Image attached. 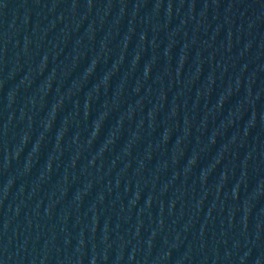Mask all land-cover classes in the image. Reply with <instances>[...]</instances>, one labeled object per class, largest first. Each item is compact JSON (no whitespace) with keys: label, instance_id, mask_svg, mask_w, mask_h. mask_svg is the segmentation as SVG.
<instances>
[{"label":"water","instance_id":"1","mask_svg":"<svg viewBox=\"0 0 264 264\" xmlns=\"http://www.w3.org/2000/svg\"><path fill=\"white\" fill-rule=\"evenodd\" d=\"M0 264H264V0H0Z\"/></svg>","mask_w":264,"mask_h":264}]
</instances>
